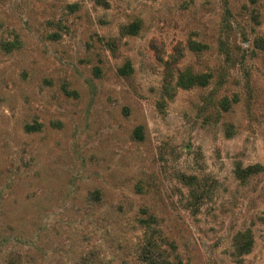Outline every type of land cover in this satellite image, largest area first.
<instances>
[{
    "label": "rangeland",
    "instance_id": "374dc122",
    "mask_svg": "<svg viewBox=\"0 0 264 264\" xmlns=\"http://www.w3.org/2000/svg\"><path fill=\"white\" fill-rule=\"evenodd\" d=\"M157 245L264 264V0H0V264Z\"/></svg>",
    "mask_w": 264,
    "mask_h": 264
},
{
    "label": "trees",
    "instance_id": "16d2710c",
    "mask_svg": "<svg viewBox=\"0 0 264 264\" xmlns=\"http://www.w3.org/2000/svg\"><path fill=\"white\" fill-rule=\"evenodd\" d=\"M126 30H128V34H134L135 32V25H128L126 26ZM188 82L186 85H202L205 83L207 75H197V76H188ZM250 240H244L237 245L238 254L246 253L249 250ZM159 250V246L157 245V254L156 256L152 257L151 263L152 264H181L180 260L176 257L175 262H169L165 256L161 254Z\"/></svg>",
    "mask_w": 264,
    "mask_h": 264
}]
</instances>
